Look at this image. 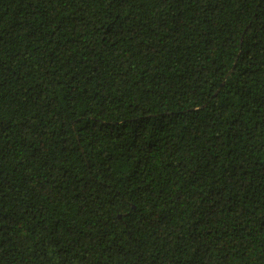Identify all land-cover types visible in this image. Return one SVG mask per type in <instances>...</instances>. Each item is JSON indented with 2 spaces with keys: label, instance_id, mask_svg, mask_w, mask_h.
Listing matches in <instances>:
<instances>
[{
  "label": "trees",
  "instance_id": "trees-1",
  "mask_svg": "<svg viewBox=\"0 0 264 264\" xmlns=\"http://www.w3.org/2000/svg\"><path fill=\"white\" fill-rule=\"evenodd\" d=\"M0 264H264V0H0Z\"/></svg>",
  "mask_w": 264,
  "mask_h": 264
}]
</instances>
